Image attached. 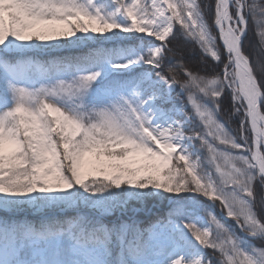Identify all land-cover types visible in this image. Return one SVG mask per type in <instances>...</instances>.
I'll use <instances>...</instances> for the list:
<instances>
[{"label":"snow or ice","instance_id":"obj_1","mask_svg":"<svg viewBox=\"0 0 264 264\" xmlns=\"http://www.w3.org/2000/svg\"><path fill=\"white\" fill-rule=\"evenodd\" d=\"M250 33L264 0H0V264H264Z\"/></svg>","mask_w":264,"mask_h":264},{"label":"trees","instance_id":"obj_2","mask_svg":"<svg viewBox=\"0 0 264 264\" xmlns=\"http://www.w3.org/2000/svg\"><path fill=\"white\" fill-rule=\"evenodd\" d=\"M203 2L206 3L207 0H203ZM213 30L215 31V29H213ZM178 42L183 43L184 42V38L181 37ZM187 47H196V46L195 45H187ZM221 48H222V45H221ZM245 50H246V53L247 54H250V56H251V58L253 60L259 58L260 65H258V67L264 68V52L261 51V45H260V43H259V41L257 39V36L254 33H250L248 39L245 41ZM197 52H199V49L198 48H197ZM201 74H204V73H201ZM230 104H231L230 95L229 96H225L223 98V101H222V109H223V112H222V115H221V123L224 122V118H227L228 117V114L232 111V108H231V105ZM226 127H231L232 129L238 128V119L236 117H232L230 119V121H229V124H227ZM204 167L206 169H208V168L211 167V165H209L208 163H205L204 164ZM255 187H256L257 205L260 206V204H261V197H264V188H261V186L259 185V183H257ZM182 197L185 200H190L192 198V196H189L188 193L182 194ZM121 198H123V196H121ZM196 202L197 203H201L204 206L212 209L215 212V214L222 221H225L227 224L234 226V221L233 220H231V219L225 220V219L222 218L221 214L219 213V210L220 209L217 206V204L219 202H217V204H215V205H212V202L211 201H209V200H207L206 198H203V197H197V201ZM132 206L139 207L138 204L130 205V208ZM153 206H155V207H153ZM148 207L154 208L155 210H158V212L163 213L165 211L166 207H167V201L166 200L161 201L159 198H153L152 200L149 201ZM38 214L39 215H37V216H33L32 213H28L27 215H28V218H30V219L38 220V219L41 218L40 217L41 214L40 213H38ZM52 214L53 213H48L47 215H52ZM71 214L72 213H69V215H71ZM198 214H204V213L202 211H197V212H195L194 214L191 215V218L192 219H195ZM119 215H120V213H116V214L108 217V219L109 220H115L117 218V216H119ZM130 215H132V213L129 210V212H127L125 214V216H130ZM144 216H145V214L141 213L137 218L138 219H143ZM237 231H239V229H237ZM214 259H215V257H214Z\"/></svg>","mask_w":264,"mask_h":264},{"label":"rangeland","instance_id":"obj_3","mask_svg":"<svg viewBox=\"0 0 264 264\" xmlns=\"http://www.w3.org/2000/svg\"><path fill=\"white\" fill-rule=\"evenodd\" d=\"M95 2L99 3V4H105L106 5L110 2V0H95ZM188 195L192 196L193 194L188 193ZM153 211L158 212V210H155L154 208H153ZM48 213H51V212L40 213L41 214L40 217L45 216ZM219 213L223 214L220 210H219ZM37 215H39V214L38 213L33 214V216H37ZM197 217H199V219H197ZM145 219H146V216H144L143 219H141V220H145ZM195 219H197V222L202 224V225H207L209 223L208 217L204 214H198ZM185 251H187L189 256H194V255H198L201 250L199 249L198 246H196L195 244H192V245H187L185 247ZM204 251L207 253V255H209V256L212 255V252L210 249H206ZM213 260H215L214 257H213Z\"/></svg>","mask_w":264,"mask_h":264},{"label":"water","instance_id":"obj_4","mask_svg":"<svg viewBox=\"0 0 264 264\" xmlns=\"http://www.w3.org/2000/svg\"><path fill=\"white\" fill-rule=\"evenodd\" d=\"M226 219V217H224Z\"/></svg>","mask_w":264,"mask_h":264}]
</instances>
